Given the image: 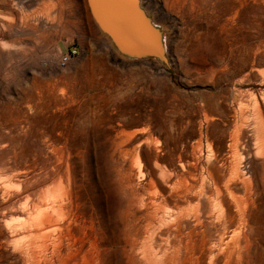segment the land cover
<instances>
[{
  "label": "rangeland",
  "instance_id": "374dc122",
  "mask_svg": "<svg viewBox=\"0 0 264 264\" xmlns=\"http://www.w3.org/2000/svg\"><path fill=\"white\" fill-rule=\"evenodd\" d=\"M143 1L168 69L0 0V264L264 259V0Z\"/></svg>",
  "mask_w": 264,
  "mask_h": 264
},
{
  "label": "water",
  "instance_id": "95a60500",
  "mask_svg": "<svg viewBox=\"0 0 264 264\" xmlns=\"http://www.w3.org/2000/svg\"><path fill=\"white\" fill-rule=\"evenodd\" d=\"M90 22L111 51L127 60L170 68L167 29L143 0H84Z\"/></svg>",
  "mask_w": 264,
  "mask_h": 264
},
{
  "label": "crops",
  "instance_id": "0c3cea01",
  "mask_svg": "<svg viewBox=\"0 0 264 264\" xmlns=\"http://www.w3.org/2000/svg\"><path fill=\"white\" fill-rule=\"evenodd\" d=\"M75 4H76V10H77L78 17L82 20H87V21L89 20L90 21L85 1L84 0H76Z\"/></svg>",
  "mask_w": 264,
  "mask_h": 264
},
{
  "label": "built area",
  "instance_id": "2783aa9c",
  "mask_svg": "<svg viewBox=\"0 0 264 264\" xmlns=\"http://www.w3.org/2000/svg\"><path fill=\"white\" fill-rule=\"evenodd\" d=\"M76 54V50H69L66 54L62 55L60 58V65L65 66L69 59Z\"/></svg>",
  "mask_w": 264,
  "mask_h": 264
},
{
  "label": "bare ground",
  "instance_id": "6f19581e",
  "mask_svg": "<svg viewBox=\"0 0 264 264\" xmlns=\"http://www.w3.org/2000/svg\"><path fill=\"white\" fill-rule=\"evenodd\" d=\"M233 101V100H232ZM256 264H264V259L259 258V260L256 262Z\"/></svg>",
  "mask_w": 264,
  "mask_h": 264
}]
</instances>
